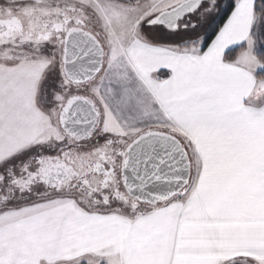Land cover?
Listing matches in <instances>:
<instances>
[{
    "label": "snow or ice",
    "instance_id": "snow-or-ice-1",
    "mask_svg": "<svg viewBox=\"0 0 264 264\" xmlns=\"http://www.w3.org/2000/svg\"><path fill=\"white\" fill-rule=\"evenodd\" d=\"M0 264H264V0H0Z\"/></svg>",
    "mask_w": 264,
    "mask_h": 264
}]
</instances>
